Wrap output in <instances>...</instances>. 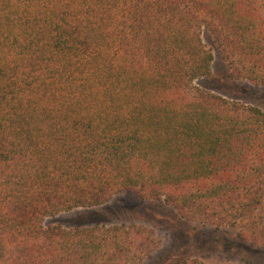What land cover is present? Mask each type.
I'll return each mask as SVG.
<instances>
[{"label":"trees","instance_id":"16d2710c","mask_svg":"<svg viewBox=\"0 0 264 264\" xmlns=\"http://www.w3.org/2000/svg\"><path fill=\"white\" fill-rule=\"evenodd\" d=\"M205 32L264 86V0H0V264H142L143 225H47L125 193L264 252V109L196 84Z\"/></svg>","mask_w":264,"mask_h":264},{"label":"rangeland","instance_id":"374dc122","mask_svg":"<svg viewBox=\"0 0 264 264\" xmlns=\"http://www.w3.org/2000/svg\"><path fill=\"white\" fill-rule=\"evenodd\" d=\"M204 40L215 52L213 75L197 80L196 84L227 98L264 109V86L231 79L230 70L208 32L204 33ZM259 214L264 217V207ZM120 223H137L156 234L159 247L142 264H178L193 257L209 264H264V252H260L251 242L241 241L237 237L238 228L204 225L182 217L164 202L144 201L133 193L119 195L103 206L77 209L47 220V225L65 228Z\"/></svg>","mask_w":264,"mask_h":264}]
</instances>
